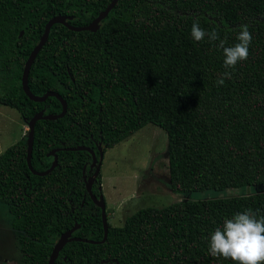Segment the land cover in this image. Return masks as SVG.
<instances>
[{
  "label": "trees",
  "instance_id": "1",
  "mask_svg": "<svg viewBox=\"0 0 264 264\" xmlns=\"http://www.w3.org/2000/svg\"><path fill=\"white\" fill-rule=\"evenodd\" d=\"M110 0H0V106L21 120L57 115L54 97L36 103L20 86L23 64L52 17L85 26ZM264 0H118L95 32L55 24L27 76L34 96L57 93L63 117L34 124L30 164L49 168L57 148L83 146L97 155L147 124L166 135L172 193L264 184ZM194 21L217 31L225 47L252 34L248 59L226 71L219 41L191 37ZM22 32L21 36H19ZM42 177L27 169L25 142L0 153V204L18 232L19 264H47L54 241H100V214L84 188L90 156L60 150ZM100 176L92 194L100 192ZM252 209L264 215V192L140 209L101 244L68 242L53 264H234L209 254L210 235L226 218Z\"/></svg>",
  "mask_w": 264,
  "mask_h": 264
},
{
  "label": "rangeland",
  "instance_id": "2",
  "mask_svg": "<svg viewBox=\"0 0 264 264\" xmlns=\"http://www.w3.org/2000/svg\"><path fill=\"white\" fill-rule=\"evenodd\" d=\"M22 129L25 131L19 140ZM26 133V123L21 121L19 114L0 106V153L17 141L25 142ZM166 144L165 133L147 124L104 151L98 174L108 225L120 227L125 218L144 208L159 209L186 201L227 199L264 192L263 184L221 191L172 193L168 183ZM18 234L10 226L5 205L0 204V264H19Z\"/></svg>",
  "mask_w": 264,
  "mask_h": 264
},
{
  "label": "clouds",
  "instance_id": "3",
  "mask_svg": "<svg viewBox=\"0 0 264 264\" xmlns=\"http://www.w3.org/2000/svg\"><path fill=\"white\" fill-rule=\"evenodd\" d=\"M191 37L197 42L203 41L205 37L210 42L219 41L218 47L223 49L226 71L217 79L218 86H222L226 79H231L232 74L228 69H234L238 62L248 59L252 42L247 25L241 26L238 43L230 47H225L226 41L220 39L217 31H205L198 21L192 24ZM209 254L230 259L234 264H264V215L258 216L257 212L247 209L226 218L222 226L210 235Z\"/></svg>",
  "mask_w": 264,
  "mask_h": 264
},
{
  "label": "water",
  "instance_id": "4",
  "mask_svg": "<svg viewBox=\"0 0 264 264\" xmlns=\"http://www.w3.org/2000/svg\"><path fill=\"white\" fill-rule=\"evenodd\" d=\"M117 1L118 0H110V2L104 8V10L99 12L98 15L89 24H87L85 26L77 27V26H72V25L68 24V21L71 20V17H69V16L66 17V16L57 15V16L50 18L44 24L42 33H41L36 45H34V47L31 49L28 57L26 58V60L23 64L21 78H20V86H21V90H22L23 94L26 96V98L32 102L40 103V102L45 101V99H47L48 97H54L59 102V104L61 106V111L57 115H52V114L44 115L43 111H39V112L35 113L29 120H27V121L24 120V122L26 123V127H27V133H26V139H25V146H26L25 162H26L27 169L29 170V172L32 175L42 177V176L49 174L53 170V168L56 166V162H57V157L55 154L56 152H58L60 150H65V151H72V152L84 151V152L88 153L90 158H91V163H90L88 172L91 171L93 166H94V170L87 179H84V188H85V192H86L87 196L89 197V199L91 200L93 205L96 208H98V210H99L101 228H102V238L100 241H92V240L83 239V238L71 237L72 232L78 227L77 225H75L71 229L63 232L54 241V244L52 246L51 252H50L48 260H47V264H53V262L56 259L59 251L61 250V248L68 242H80V243H87V244H101L105 241L106 235H107L108 223L106 221L104 201L102 199L101 194H99L97 197H95L92 194V185H93V182L95 181V178L98 175V170H99V166H100V162L102 159L103 152L100 148H97L98 157L96 159L94 152L91 149L83 147V146H77V147H73V148H57V149L51 150L47 154V156L52 157V162L50 163V166L48 169H46L43 172H36L32 169L31 164H30V158H31V150H32L34 124L37 121H41V120L53 121V120H56L58 118L63 117V115L65 114V111H66V103L55 92H47V93H44L42 96L32 95L30 93V91L28 90V87H27L28 72H29L30 66L32 65L37 53L39 52V50L43 47L44 43L46 42L49 30L53 25H55V24L61 25L71 32H84V31L95 32L98 29L100 22L107 16L108 12L114 7V5L117 3ZM21 34H22V32H20L19 36H21ZM98 190H99V188H98Z\"/></svg>",
  "mask_w": 264,
  "mask_h": 264
},
{
  "label": "flooded vegetation",
  "instance_id": "5",
  "mask_svg": "<svg viewBox=\"0 0 264 264\" xmlns=\"http://www.w3.org/2000/svg\"><path fill=\"white\" fill-rule=\"evenodd\" d=\"M94 155H95V154H94ZM97 157H98V153H97V155H95V158H96V159H97ZM90 159H91V158H90ZM90 163H91V160H90V162L88 163V165H86V166L88 167V170H87V176H86L85 179H87V178L91 175V173L93 172V170H94V166H93L92 169H91V171L88 172V171H89ZM93 183H94V182H93ZM74 226H75V225H74ZM77 228H78V227H77ZM77 228H76V229H77ZM76 229H75V230H76ZM75 230H74V231H75ZM74 231H73V232H74ZM73 232H72V233H73Z\"/></svg>",
  "mask_w": 264,
  "mask_h": 264
},
{
  "label": "crops",
  "instance_id": "6",
  "mask_svg": "<svg viewBox=\"0 0 264 264\" xmlns=\"http://www.w3.org/2000/svg\"><path fill=\"white\" fill-rule=\"evenodd\" d=\"M22 122H24V120H21ZM24 129H22V131H20V136H19V140H20V138H21V135H23V133H24V131H23Z\"/></svg>",
  "mask_w": 264,
  "mask_h": 264
}]
</instances>
